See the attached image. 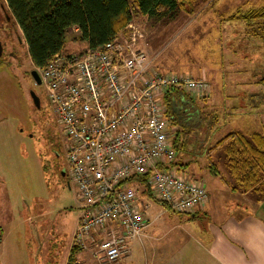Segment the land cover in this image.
Listing matches in <instances>:
<instances>
[{
  "label": "rangeland",
  "instance_id": "obj_1",
  "mask_svg": "<svg viewBox=\"0 0 264 264\" xmlns=\"http://www.w3.org/2000/svg\"><path fill=\"white\" fill-rule=\"evenodd\" d=\"M260 7L264 0H191L174 12L135 15L130 22L141 34L139 46L163 72L208 78L196 75L204 67L215 66L214 59L220 63L222 54L220 71L242 77L238 73L244 67L264 73V40L252 35L242 19H226ZM75 36V29L68 31L64 52L85 46L73 40ZM33 69L24 37L0 0V264H66L79 214L74 189L65 175L64 136L43 85L31 75ZM212 74L215 88L207 94L183 92L190 114H180L186 128L171 120L172 140L179 137L174 164L187 177L202 179L212 202L225 211L235 207L239 195L231 189L234 180L223 147L210 156L205 149L234 130V125L221 120L226 110L218 97L223 94L216 92ZM262 94L256 97L264 103ZM147 199L144 196L143 201ZM76 257L97 264L88 252L78 251Z\"/></svg>",
  "mask_w": 264,
  "mask_h": 264
},
{
  "label": "built area",
  "instance_id": "obj_2",
  "mask_svg": "<svg viewBox=\"0 0 264 264\" xmlns=\"http://www.w3.org/2000/svg\"><path fill=\"white\" fill-rule=\"evenodd\" d=\"M140 38L129 22L101 47L85 43L35 67L64 136L65 175L78 202L72 246L97 264H113L146 227L138 191L143 183L150 199L173 212H189L207 200L205 184L174 164V126L163 97L175 89L205 95L210 83L161 71Z\"/></svg>",
  "mask_w": 264,
  "mask_h": 264
},
{
  "label": "crops",
  "instance_id": "obj_3",
  "mask_svg": "<svg viewBox=\"0 0 264 264\" xmlns=\"http://www.w3.org/2000/svg\"><path fill=\"white\" fill-rule=\"evenodd\" d=\"M213 61L215 66L202 68L196 76H208L211 91L215 88L211 79L214 69L216 92L223 94L218 99L223 102L222 110H226L223 123L233 124L232 131L264 134L260 117L264 103L256 97L259 93L264 97V85L260 83L264 73L244 67L238 73L244 76L228 77L222 68L220 71L219 59ZM177 102V107H182L181 98ZM175 113H180L177 108ZM212 146H206L205 151ZM234 192L239 195L238 202L225 211L212 202L208 192L203 205L184 213L173 212L152 199L143 201L147 225L138 238L129 242L128 252L113 264H264V198ZM71 247L70 243L67 259ZM76 262L86 264L87 259L76 257Z\"/></svg>",
  "mask_w": 264,
  "mask_h": 264
},
{
  "label": "trees",
  "instance_id": "obj_4",
  "mask_svg": "<svg viewBox=\"0 0 264 264\" xmlns=\"http://www.w3.org/2000/svg\"><path fill=\"white\" fill-rule=\"evenodd\" d=\"M4 1L24 37L34 67H44L56 53L64 51L66 35L72 29H76L73 40L85 42L91 48H98L116 37L135 15L153 17L163 12H174L191 2V0ZM230 19H242L252 35L264 40V7L232 14L226 20ZM260 83L264 85V76L260 78ZM182 97L185 98L183 92L175 89L164 95L163 102L166 104L167 112L172 114L173 122H181L179 125L186 128L187 125L182 120L183 115L180 113L176 115L173 110V103ZM178 116L182 121H179ZM215 120V115L209 118L210 122L207 123L209 128ZM184 131L186 135L187 129ZM178 138L175 136L172 140L174 147ZM219 147H223L226 166L234 180L231 189L264 196V134L231 131L219 138L206 154L210 156V151ZM137 179L144 182L145 178ZM143 184L140 193L143 197L150 198L151 192L148 186ZM77 252L75 247L70 248L66 264H82L76 262Z\"/></svg>",
  "mask_w": 264,
  "mask_h": 264
},
{
  "label": "water",
  "instance_id": "obj_5",
  "mask_svg": "<svg viewBox=\"0 0 264 264\" xmlns=\"http://www.w3.org/2000/svg\"><path fill=\"white\" fill-rule=\"evenodd\" d=\"M31 75H32V77L34 78L35 82H36L37 84H39V83H40V78H39L38 73L36 72L35 69H33V70L31 71ZM179 110H181V112L184 113V114L190 115V114L188 113V111H187V108H185V107L178 108L177 111H179Z\"/></svg>",
  "mask_w": 264,
  "mask_h": 264
},
{
  "label": "flooded vegetation",
  "instance_id": "obj_6",
  "mask_svg": "<svg viewBox=\"0 0 264 264\" xmlns=\"http://www.w3.org/2000/svg\"><path fill=\"white\" fill-rule=\"evenodd\" d=\"M187 111H188V109H187ZM189 113V112H188ZM185 115V114H184Z\"/></svg>",
  "mask_w": 264,
  "mask_h": 264
}]
</instances>
